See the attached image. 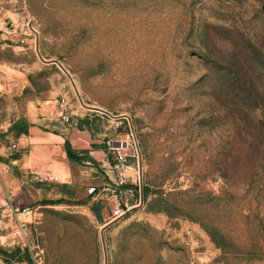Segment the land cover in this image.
Listing matches in <instances>:
<instances>
[{
  "label": "rangeland",
  "instance_id": "374dc122",
  "mask_svg": "<svg viewBox=\"0 0 264 264\" xmlns=\"http://www.w3.org/2000/svg\"><path fill=\"white\" fill-rule=\"evenodd\" d=\"M0 5L28 47L0 50V133L43 106L111 164L122 143L128 200L146 188L110 221L87 179L60 187L41 145L3 138L0 184L31 214L23 241L0 209V264H34L31 247L41 264H264V0Z\"/></svg>",
  "mask_w": 264,
  "mask_h": 264
},
{
  "label": "crops",
  "instance_id": "0c3cea01",
  "mask_svg": "<svg viewBox=\"0 0 264 264\" xmlns=\"http://www.w3.org/2000/svg\"><path fill=\"white\" fill-rule=\"evenodd\" d=\"M1 1V0H0ZM7 18L6 7L0 5V50L11 48L13 50H27L28 47H23L20 44V34L8 30L6 28L5 19ZM24 43L28 44L27 37H23ZM37 105L28 108L23 115L24 118L14 128L6 129L5 133H0V142H16L19 146L28 144L41 145L43 151L41 154L36 152L31 154L34 160L50 161L49 166L53 170V180L55 183L65 189L75 186L76 182L81 179H87L88 186L93 185L100 187L104 183L109 184V187L103 193L106 204L110 203L113 185L111 184L117 173L111 168V163L108 158H104L97 150L90 148L95 140L91 139L87 130L78 131L76 128L68 127L58 118L47 117L38 118L37 112L42 110ZM71 141V147L74 148L79 155L87 153L91 158L81 161L84 164L79 168V164L70 161L64 151V140ZM1 145V143H0ZM89 164V165H88ZM97 168V169H96ZM99 168V169H98ZM121 189H124L122 186ZM13 190H3L0 184V209L8 211L11 217Z\"/></svg>",
  "mask_w": 264,
  "mask_h": 264
},
{
  "label": "built area",
  "instance_id": "2783aa9c",
  "mask_svg": "<svg viewBox=\"0 0 264 264\" xmlns=\"http://www.w3.org/2000/svg\"><path fill=\"white\" fill-rule=\"evenodd\" d=\"M122 148V143L119 141V145L115 147L116 153L113 163L111 164V168L117 173V175L111 183L113 185V191L110 197V205L112 206L109 218L110 221L122 216L127 210H129L130 207L138 205L141 200L139 185L135 187L137 191L136 197L132 201L128 200L127 198V195H131L132 189L131 187L127 186V175L123 172L124 168L127 167L125 165V157L127 153L125 151H122ZM122 186L124 187V189H121ZM108 187L109 184L107 183H104L100 187L90 185L87 187L86 191L88 194H91L94 197H101ZM11 213L16 222L15 235H17L20 240L25 241L28 234L26 227L28 221L26 218H28L31 214V209H29L28 207H24L20 210L18 208H12ZM19 215L25 216L26 218L19 217ZM31 250V257L34 264H41L44 258L42 249L31 247Z\"/></svg>",
  "mask_w": 264,
  "mask_h": 264
},
{
  "label": "trees",
  "instance_id": "16d2710c",
  "mask_svg": "<svg viewBox=\"0 0 264 264\" xmlns=\"http://www.w3.org/2000/svg\"><path fill=\"white\" fill-rule=\"evenodd\" d=\"M64 151H65L66 157L72 162L79 163L83 160L82 155H79L78 152L71 147V141L67 138L64 140ZM144 190H146V188L142 187L140 190L141 196L144 194Z\"/></svg>",
  "mask_w": 264,
  "mask_h": 264
},
{
  "label": "water",
  "instance_id": "95a60500",
  "mask_svg": "<svg viewBox=\"0 0 264 264\" xmlns=\"http://www.w3.org/2000/svg\"><path fill=\"white\" fill-rule=\"evenodd\" d=\"M92 108H94V107H92Z\"/></svg>",
  "mask_w": 264,
  "mask_h": 264
}]
</instances>
